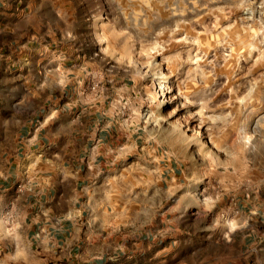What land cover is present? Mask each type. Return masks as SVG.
I'll use <instances>...</instances> for the list:
<instances>
[{"label":"rangeland","instance_id":"374dc122","mask_svg":"<svg viewBox=\"0 0 264 264\" xmlns=\"http://www.w3.org/2000/svg\"><path fill=\"white\" fill-rule=\"evenodd\" d=\"M26 23L179 166L178 263L123 264H264V0H0V30Z\"/></svg>","mask_w":264,"mask_h":264},{"label":"crops","instance_id":"0c3cea01","mask_svg":"<svg viewBox=\"0 0 264 264\" xmlns=\"http://www.w3.org/2000/svg\"><path fill=\"white\" fill-rule=\"evenodd\" d=\"M83 56L51 24L0 30V264L178 256L179 166L84 88Z\"/></svg>","mask_w":264,"mask_h":264},{"label":"bare ground","instance_id":"6f19581e","mask_svg":"<svg viewBox=\"0 0 264 264\" xmlns=\"http://www.w3.org/2000/svg\"><path fill=\"white\" fill-rule=\"evenodd\" d=\"M161 107H163V101L161 100L160 104L156 105L157 110H161Z\"/></svg>","mask_w":264,"mask_h":264},{"label":"built area","instance_id":"2783aa9c","mask_svg":"<svg viewBox=\"0 0 264 264\" xmlns=\"http://www.w3.org/2000/svg\"><path fill=\"white\" fill-rule=\"evenodd\" d=\"M39 126H40V123H37L36 127L34 128V130H36Z\"/></svg>","mask_w":264,"mask_h":264}]
</instances>
